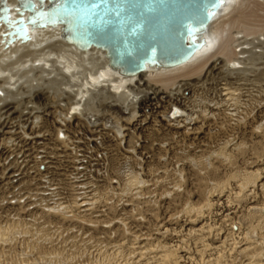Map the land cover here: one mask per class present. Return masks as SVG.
Segmentation results:
<instances>
[{
  "label": "rangeland",
  "instance_id": "obj_1",
  "mask_svg": "<svg viewBox=\"0 0 264 264\" xmlns=\"http://www.w3.org/2000/svg\"><path fill=\"white\" fill-rule=\"evenodd\" d=\"M97 51L99 52V50ZM101 53L104 55L103 52ZM17 94L14 95V97H16V101H23L22 96L24 94ZM130 100H132L131 97ZM167 105L168 106L165 107L166 115L168 112H172L171 109L176 107L174 106L170 108V102ZM36 106L39 105L36 104ZM159 106L160 105L153 103V105L149 107V110H145L143 116V119L147 121V123H145L147 124L145 131L142 133L130 132L131 134L129 133L128 138H125V141L128 140V142L123 141V136L117 135L110 127L102 128L103 133L101 132V134L97 133L96 131V135L94 134L95 132L92 135H85V132L88 133V125H84V118H82V121L80 119V121L74 125L72 129L68 128L69 130L67 129V132L63 133V136H65L63 137V140L59 141L60 138L58 140L59 142L66 141L69 143V145L67 144L64 148L66 150L64 154L61 153L59 149H57L55 152L57 156L62 155L61 157L66 160V163L61 166L60 171L58 172L56 171V168H54L57 166L55 165L56 163L47 164L44 162V164L43 157H39L43 155L45 148L50 149L53 146L54 143L52 140L56 139L55 134L58 131H56L54 128H51L50 126L43 127L44 125L42 126L41 122H32L33 119L31 115L29 114V117L27 112H25L28 109L27 107L23 110L25 113L19 115L21 119L20 117H17L19 120H12V122L17 125L15 131L11 133L13 136L11 134L6 135L7 137L5 136L4 141H0L3 151L8 152V154L11 156L8 161L5 160V157L0 158V195L3 196H0V227L3 228H0V231L3 232V234H7L6 231H11L8 232L11 234L15 232L18 236L15 234L11 240L8 239L5 240V243L4 241L0 243V264H25L27 261H30L29 263H31L33 262V259L40 257H48L53 262L55 261L56 263L60 264H256L260 259L261 261L258 262L264 263V241L257 238H252V240H255L252 241L248 236L247 238L237 236L241 228V221L239 219H235L233 222H231L234 224H231L229 221H227V219L224 221V217L222 216H225L226 214H221V203L223 201L219 202V205L215 203L217 206L212 208L209 198L210 194H217L218 196L222 195L226 198L230 195L228 205L231 208V212L233 214L229 216H234L235 213L242 214L243 212L241 211H244L243 209H245L243 206L245 202L243 204L242 200H245V197L241 195V197L243 196L244 198H239L238 194L236 195L235 191L231 190L233 197L235 196L233 198L232 194H227L224 191H229L227 190L230 188L229 184H243L245 186V182L249 181L251 184L253 182V184H250L248 187L249 192H247L248 197H246V200L253 199L254 201H264V188L252 180V177L249 175V169L252 168L254 162H261L264 159V155L262 154L264 149L254 146V148H256L255 151L252 146L248 147L242 145L244 148L242 146L234 147L233 150H228L226 155H224V153H221V150L217 149L215 144H210L208 147L202 146L204 144L201 145V143L192 145L188 142H185L186 139L183 135H171L175 134L173 131H171V128L173 127V121L171 122L168 117L162 118V115L155 113L157 111L154 109H157ZM151 107H153V109H151ZM56 110H58V114L60 115L61 109H55V111ZM162 110L164 109H161V111ZM25 117L31 120H28ZM62 117L64 116L62 115ZM55 118H59V116H56ZM44 119L48 120L45 114ZM27 123L31 124L30 127L26 126ZM18 134L21 136H18ZM34 135L37 137H34ZM43 136H45V138L41 139ZM51 136L52 138H50ZM109 139H112L114 142H110ZM144 142V146L141 147V143ZM211 147L216 150L214 151ZM232 151L235 152L232 154ZM238 151L243 155L239 154ZM46 152L48 153L51 151L47 150ZM213 152L215 154L211 155L210 153ZM133 153L134 155H132ZM201 155L202 157L206 156V159L204 157L202 158ZM219 155L222 156L219 157ZM227 157H229V159ZM126 159L128 160L129 164L127 163ZM24 160L26 161L24 162ZM208 160H212V163ZM247 162L251 163L252 165ZM262 163L264 168V161H262ZM12 171L14 172L13 174L11 173ZM98 171H101L100 174ZM79 174L81 176H85L80 178ZM45 176H47L46 179ZM85 177H88V179ZM90 178H92V180ZM247 178H249V180H246ZM47 179L50 180L48 181ZM82 179L87 180L86 182H82ZM56 182L60 185V187L56 184ZM51 183L54 186H51ZM81 183H85V185H88L87 187H90L88 188L90 192L89 194H84L83 191L81 192V189L83 190L84 186ZM77 184L80 186L75 187L74 185ZM49 186L55 188L52 189ZM93 186L96 189L93 188ZM217 187L220 188L218 189ZM232 188L234 187L232 186ZM17 190L21 194L17 192ZM56 190L59 191L56 192ZM16 192L18 194H16ZM28 192L31 194H28ZM53 192L54 195L52 194ZM38 194L39 196L36 197ZM55 194L59 197H57ZM29 195L31 198L28 197ZM51 195L53 197L55 196L54 198H56L59 203ZM61 195H64V197H61ZM81 197H89L91 199L95 197L97 199L96 203L93 202L95 207L94 205L90 206L91 208H87L88 206H82V211L81 209L79 211L77 208L74 210V213L78 210L75 213V216H73V213L71 217H68L63 211L65 218H61V213L59 211H55V213H53L52 211L54 210H51V207L54 208V203L64 208L71 206L69 204H73L72 207H76V203ZM48 198L50 200H48ZM19 199H23L24 201L22 200V202L25 203L23 204ZM42 201L45 205L42 203ZM68 201L71 202L69 203ZM92 201L93 200H90L89 202L92 203ZM100 201L103 202V204ZM20 203L21 205H19ZM29 203H32V206ZM46 205L47 208L45 207ZM42 206L43 209L41 208ZM233 206L235 210H232ZM22 207H24V210H22ZM85 207L88 210L92 209V212L91 210L88 211ZM40 210L43 211V213ZM29 213H31V218L29 217ZM49 213L50 215L53 213L51 217L49 216ZM46 215L48 217H44ZM53 215H56L57 218ZM12 217L14 220H16L12 221ZM200 218L203 220V222H201ZM54 220L55 223L53 224ZM14 222L15 224L18 222L17 225L19 226L17 227ZM251 223L250 225L254 228H252L254 230L253 232H255L256 229L254 236H263L264 239V224ZM9 227L13 230H11ZM62 228L63 230H58ZM30 229L32 231H30ZM27 231H30L32 234ZM1 232L0 235L2 234ZM37 234L39 237H37ZM50 236H53L54 238H51ZM15 239H17V241ZM36 239H38L39 242ZM245 242L250 243V249L244 252L242 249H239V245H243ZM11 243L14 244L12 245ZM51 250L53 254L51 253Z\"/></svg>",
  "mask_w": 264,
  "mask_h": 264
},
{
  "label": "bare ground",
  "instance_id": "obj_2",
  "mask_svg": "<svg viewBox=\"0 0 264 264\" xmlns=\"http://www.w3.org/2000/svg\"><path fill=\"white\" fill-rule=\"evenodd\" d=\"M10 4L15 5L16 1L15 0L10 1ZM3 31H4V27H2L0 29V141L3 142L5 136L11 134L17 128V125H15L14 122H12V120H17L18 119L17 117H20L19 115H22L25 112H27L28 116H29V114L31 115V117L33 119L32 122H38V123L41 122L42 126L44 125L43 127L50 126L51 128H54L56 131H58L55 134L56 139L52 140L54 143L53 146L50 149L45 148L44 151L42 149L43 155L39 156V157H43V163L44 162L47 164L56 163L55 165H57V166H55L54 168H56L57 172L60 171L61 166L64 165V163H66V160L63 157H61L62 155L57 156L55 154V152L57 149H59L61 151V153L64 154L66 152V150L64 149L65 146L67 144L69 145V143H67L66 141L65 142H59V141L64 139L63 137H65V136H63V133L67 132L68 128L72 129V127L74 125H76L80 121V119L82 121V118H84L83 119L84 123H85L84 125H88V129H87L88 133L85 132V135H88V134L92 135L94 132H95L94 134L96 135V131H97V133L101 134V132L103 131L102 128L110 127L113 131H115V133L117 135L123 136V141H125V138L126 137L128 138V135L130 132H136V133L141 132L142 133L145 131V128L147 126V124H145V123H147V121L143 119L144 112H145V110L146 111L149 110V107L152 106L153 103L160 105L159 107H157V109H154L155 111H157V112L154 111L156 114L162 115V118L168 117V119L171 122L173 121V123H172L173 127L171 128V131H173V133H175V134H171V135H176V136L177 135H180V136L183 135V136H185V139H186V141H185V139H184V141L188 142L192 145L201 143V145L204 144L202 146L208 147L210 144L211 145L215 144L217 146V149L221 150V153H224V155H226L228 150H233L234 147H241L242 145L248 146V147L252 146L253 148H254V146L258 147V148L261 147L262 149H264V0H228L227 3L224 5V7L219 11L218 15L213 19V21L209 25V28H208V31L206 34L207 44L201 50L196 52L192 56V58H190L188 61H186L183 64H180L176 67L166 68L167 70H165L164 68H149L147 71H145V72H143L137 76H133V77H125V76L121 75L117 70H113L109 66V60L106 57V52H104L100 49L94 48V47L89 51H80L74 45L67 43L63 39V34L59 28H57V29H55V28L40 29L37 31V33H35L32 36V40L29 41L28 43L21 44L20 42H16L7 49H5V47L3 45H1V40H2L1 34L3 33ZM97 50H99V52ZM100 51L103 52L104 55ZM168 69H170V70H168ZM17 93H20V94L22 93V95L24 94L22 96L23 101H20V100L16 101V97H14V95ZM17 95H19V94H17ZM130 97L133 101H137V102H133L132 100H130ZM169 102H170V108H172L174 106H176V107L171 109L172 112H168L166 115L165 114V112H166L165 107L168 106L167 104ZM36 104L39 106H36ZM26 107L28 108L27 111L23 112V110ZM55 109H61L60 111L62 112V114L60 112V115H59L58 110L55 111ZM151 109H153V107H151ZM161 109H164V110H162L164 112H162ZM42 111H43V113H42ZM44 114H45L46 118H48V120L44 119ZM62 115L64 117H62ZM56 116H59V118H55ZM49 118H50V121H49ZM146 118H148V117H146ZM20 119H21V117H20ZM26 119L31 120L29 118H26ZM143 124H145V125H143ZM30 125H31L30 123H27L26 126L30 127ZM37 125H39V124H37ZM82 126H83V124H82ZM31 128H33V127H31ZM80 130H78V131H80ZM46 131H48V130H46ZM50 133H51V131H50ZM21 134H24V133H21ZM19 135L20 134H18V136ZM26 135H27V133H26ZM50 135H52V134H50ZM35 136L36 135H34V137ZM37 136H38V134H37ZM28 138H29V136H28ZM44 138H45V136H43L41 139H44ZM50 138H52V136ZM59 138H60V140H59ZM1 139H3V140H1ZM112 139H109V141L110 142L113 141ZM12 140H14V139H12ZM83 140H85V139H83ZM78 142H80V141H78ZM125 142H128V140ZM9 143H10V140H9ZM85 143H87V142H85ZM37 144H38V142H37ZM144 144H145V142L141 143V147H143ZM128 145H130V144H128ZM60 146H62V147H60ZM85 147H87V146H85ZM201 147H199V148H201ZM204 147H202V148H204ZM29 149H30V147H29ZM39 149H40V146H39ZM47 150H50L51 152L47 153L46 152ZM248 150H250V149H248ZM254 150L256 151V148H254ZM199 151H200V149H199ZM239 151H238V153H239ZM257 151H259V150H257ZM233 152H235V151H232V154H233ZM262 152H263L262 154L264 155V151H262ZM210 154L214 155L215 153L213 152ZM239 154H242V153H239ZM39 155H40V153H39ZM132 155H134V153ZM202 155H201V157H202ZM68 156H70V155H68ZM103 156H104V154H103ZM221 156L219 155V157H221ZM260 156H262V155H260ZM3 157H5L6 161H8L11 158V156L8 154V152H4L2 149V145H0V158H3ZM230 157H231V155H230ZM27 158H28V156H27ZM131 158H128V159H131ZM204 158L206 159V156ZM227 158L229 159V157H227ZM211 159H213V158H211ZM215 159H218V158H215ZM219 160H220V158H219ZM245 160H246V157H245ZM247 160H249V159H247ZM25 161L26 160H24V162ZM27 161H28V159H27ZM203 161H204V159H203ZM210 161L212 163V160H210ZM262 161H264V159ZM262 161L261 162H258V161L254 162V165L252 166V168L249 169V171H250L249 175L252 177L251 178L252 180H254L257 184H260L262 186V188H264V168H263ZM127 163H128V160H127ZM247 163H249V162H247ZM18 164H19V162H18ZM33 164H34V162H33ZM249 164H251V163H249ZM96 166H93V167H96ZM77 167H79V166H77ZM214 167H215V165H214ZM66 170H67V167H66ZM100 172H99V174H100ZM11 173L13 174L14 172L12 171ZM16 174H17V172H16ZM16 174H14V175H16ZM85 174H86V172H85ZM102 175H100V176H102ZM84 176L85 175H82V176L80 175V178L84 177ZM17 177H19V176H17ZM25 177H26V175H25ZM46 177L47 176H45V179H46ZM71 177H73V176H71ZM88 177H85V178L88 179ZM53 178H56V177H53ZM12 179H13V177H12ZM90 179L92 180V178H90ZM100 179H102V178H100ZM130 179H131V177H130ZM29 180H31V179H29ZM42 180H44V179H42ZM47 180L49 181L50 179H47ZM86 180L82 179L81 181L86 182ZM102 180H104V179H102ZM246 180H249V178H247ZM44 182H46V181H44ZM25 184H26V182H25ZM53 184L51 186H54ZM56 184H57V182H56ZM81 184H83V183H81ZM250 184H251V182H249V181L245 182V186L243 184H240V185L229 184L230 188L227 189L229 191H226V190L224 191L227 194H232L231 190H234L236 195L238 194L239 198L241 197V195H243L245 197V200H242L243 204L245 202L244 205L242 204L245 207V209H243L244 211H241V212H243L242 214H236L235 213L234 216H229V215L233 214L231 212V208L228 205V203H229L228 200H230L229 199L230 195L226 198L225 196H222V195L218 196L217 194L216 195L210 194L209 198H210V202H211V207L212 208L216 207L219 202L223 201L221 203V206H222V208H221L222 213L221 214H226L225 216H222V217H224V221H225V219H227V221H229L230 223L233 222L235 219L236 220L239 219L241 221V223H240L241 226L239 225L241 228L238 232V235L236 234L237 236H242V237H246V238L248 236L251 240H252V238L253 239L257 238V239H262L264 241L263 236H254L256 229H255V232H253L254 228L250 225L251 222H252L251 224H253V223L264 224V201H262V202L256 201V200L254 201L253 199H247L246 200V197H248L247 192H249L248 187ZM252 184H253V182H252ZM57 185H59V184H57ZM83 185H84L83 190L81 189V192L83 191L84 194H86V193L89 194L90 192H89L88 188H90V187H87L88 185H85V183ZM231 185L234 188H232ZM51 186H49V187H51ZM71 186H73V185H71ZM74 186L76 187V186H80V185L77 184ZM94 186H96V185H94ZM94 186H93V188H95ZM261 186H260V188H261ZM47 187H48V185H47ZM59 187H60V185H59ZM23 188H24V186H23ZM53 188H55V187H53ZM226 188H228V187H226ZM252 188H254V187H252ZM20 189H21V187H20ZM71 189H73V188H71ZM100 190H101V188H100ZM134 190H135V187H134ZM57 191H59V190H56V192ZM70 191H72V190H70ZM92 191H94V190H92ZM17 192H19V191L17 190ZM17 192H16V194H18ZM209 192H211V191H209ZM29 193L30 192H28V194ZM36 193H38V192H36ZM96 193H97V191H96ZM52 194L54 195V192ZM20 196H22V195H20ZM38 196H39V194L36 197H38ZM56 196L59 197L58 195H56ZM74 196H76V195H74ZM97 196H100V195H97ZM1 197H3V196H1ZM28 197H30V195ZM61 197H64V195L63 196L61 195ZM134 197H135V195H134ZM232 197H233V194H232ZM253 197H254V195H253ZM49 198H48V200H50ZM70 198H72V197H70ZM20 199H21V197H20ZM23 199H25V198H23ZM37 199H39V198H37ZM54 199L57 200L56 198H54ZM16 200H18V199H16ZM22 200H20V202H22ZM40 200H38V201H40ZM45 200H47V199H45ZM65 200H62V201H65ZM90 200H93L92 203L89 202ZM96 200L97 199L95 197L92 199L89 197H81L79 199V201H77L76 207H72L73 204H69L71 206H67L64 208V207H62V206L60 207L58 204L54 203V208L51 207V210H54V211H52L53 213H55V211L56 212L59 211L61 213L60 214L61 218H65V216H64L65 214L63 213V211L66 213V215L68 217H71L72 214L74 213L75 209L78 208L79 211H80V209L82 211V206H88L87 208H89L90 206L94 205L93 202H95V203L97 202ZM105 200H104V202H105ZM2 201H3V199H2ZM42 203H43V201H42ZM58 203H59V201H58ZM63 203H66V202H63ZM101 203L103 204V202H101ZM215 203H217V204H215ZM19 205H21V203ZM43 206L41 207L42 209H43ZM96 206H98V205H96ZM45 207L47 208V205ZM94 207H95V205H94ZM191 207H193V206H191ZM9 208H11V207H9ZM85 208H84V210H85ZM22 210H24V207H22ZM49 210H50V206H49ZM90 210L92 212V209H89L88 211H90ZM201 210H199V211H201ZM206 210H207V208H206ZM232 210H235L234 206H233ZM77 211H75V213ZM26 212H27V210H26ZM41 212L43 213V211H41ZM50 213H49V216L51 217V215L53 213L51 215H50ZM75 213L73 216H75ZM37 214H39V213H37ZM29 215H30L29 217L31 218V213H29ZM35 215H36V213H35ZM47 215L44 217H48ZM56 215H59V214H56ZM56 215H53V216L56 217ZM16 217H18V216H16ZM16 217H14V218H16ZM23 217H24V215H23ZM39 217H40V215H39ZM33 219H35V218H33ZM13 220L14 219L12 217V221ZM247 220H249V221H247ZM18 222H16V224L14 222V224L17 225ZM201 222H203L202 219H201ZM205 222H206V220H205ZM54 223H55V220H54L53 224ZM220 223H221V221H220ZM231 224H234V223H231ZM166 225H168V224H166ZM203 225H205V224H203ZM18 226L19 225H17V227ZM0 228L3 229L2 227H0ZM256 228H258V227H256ZM263 228H264V225H263ZM263 228H261V229H263ZM17 229H19V228H17ZM11 230H13V229H11ZM58 230L61 231V230H63V228L58 229ZM5 231H6V229H5ZM30 231H32V230L30 229ZM30 231H27V232H30ZM6 232H7V234L6 233L3 234V232H1L2 234L0 235V243L3 241L5 243L6 242L5 240H8V239L11 240L12 237L16 234L14 231H13L14 233H12V234L8 233L11 231H6ZM18 232H20V231H18ZM245 232L247 235L245 234ZM56 233H53V234H56ZM31 236H33V235H31ZM31 236H30V238H31ZM37 237H39V235ZM226 237H227V235H226ZM51 238H54V237L52 236ZM17 239H18V237H17ZM17 239H15V240L17 241ZM204 239H205V237H204ZM232 239H233V237H232ZM245 239H244V241H245ZM22 240H24V239H22ZM22 240H20V241H22ZM36 240L38 241V239H36ZM36 240H35V242H36ZM13 241H14V239H13ZM240 241H241V239H240ZM252 241H255V240H252ZM246 242L243 245H241V244L239 245V249H242V251H244V252L250 249V243H246ZM256 242H258V241H256ZM17 244H18V242H17ZM254 244H256V243H254ZM43 245H44V243H43ZM216 248H218V247H216ZM221 248H222V246H221ZM251 248H253V247H251ZM35 249H36V247H35ZM219 250H220V248H219ZM221 251H223V250H221ZM233 251H234V249H233ZM23 252H24V250H23ZM51 253L53 254L52 250H51ZM35 255H37V254H35ZM223 255H225V254H223ZM259 256H261V255H259ZM202 260H204V259H202ZM258 261H261V259ZM258 261L256 264L261 263V262L259 263ZM29 262L27 261V263H25V262L24 263L25 264H60V263H56L55 261L53 262L48 257H46V258H42V257L35 258V259H33V262H31V263H29ZM103 262H104V260H103ZM105 263H106V261H105ZM20 264H23V263H20ZM261 264H264V263H261Z\"/></svg>",
  "mask_w": 264,
  "mask_h": 264
},
{
  "label": "water",
  "instance_id": "obj_3",
  "mask_svg": "<svg viewBox=\"0 0 264 264\" xmlns=\"http://www.w3.org/2000/svg\"><path fill=\"white\" fill-rule=\"evenodd\" d=\"M0 0L1 45L28 43L59 28L80 51L106 52L125 77L173 68L207 44L210 23L228 0Z\"/></svg>",
  "mask_w": 264,
  "mask_h": 264
},
{
  "label": "snow or ice",
  "instance_id": "obj_4",
  "mask_svg": "<svg viewBox=\"0 0 264 264\" xmlns=\"http://www.w3.org/2000/svg\"><path fill=\"white\" fill-rule=\"evenodd\" d=\"M33 2H35V0H33ZM40 2H43V0H40Z\"/></svg>",
  "mask_w": 264,
  "mask_h": 264
}]
</instances>
